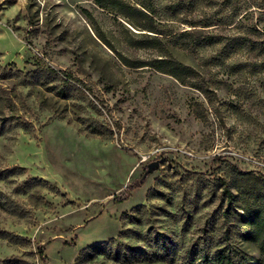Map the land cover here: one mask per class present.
Here are the masks:
<instances>
[{
	"label": "rangeland",
	"instance_id": "1",
	"mask_svg": "<svg viewBox=\"0 0 264 264\" xmlns=\"http://www.w3.org/2000/svg\"><path fill=\"white\" fill-rule=\"evenodd\" d=\"M170 1L183 2V13H165ZM155 2L161 26L180 32L197 22L221 38L194 52L167 47L214 91L211 103L167 74L125 66L112 48L131 59L158 53L130 47L127 29L142 31L93 0H0V172L26 169L0 180L2 198L23 212L0 206V264H181L187 247L227 228L238 242L233 171L264 175V0ZM237 36L254 49L232 48ZM50 69L72 83L67 99L47 81ZM151 162L158 168L143 178ZM148 232L171 243V261L154 256L162 251ZM110 239L141 248L142 259L76 262Z\"/></svg>",
	"mask_w": 264,
	"mask_h": 264
},
{
	"label": "trees",
	"instance_id": "2",
	"mask_svg": "<svg viewBox=\"0 0 264 264\" xmlns=\"http://www.w3.org/2000/svg\"><path fill=\"white\" fill-rule=\"evenodd\" d=\"M94 3L102 9L110 10L115 15L124 18L128 24L136 30L142 31L135 33L127 29L129 46L135 49H151L155 50L158 54L152 58H137L131 59L122 53L115 52L118 59L125 65L131 68H152L163 74H167L177 80L180 84L194 88L204 94L208 102H212L215 98V93L212 91L199 73L191 66L185 65L175 59L167 47L178 46L182 49L194 52L196 49L217 44L221 42L218 36L205 32L204 29H198L197 22H190V29L180 32H174L170 29L161 26L154 20L156 14L155 0H135L130 2L127 0H93ZM184 3L180 1H170L164 6V12L171 17L183 13ZM89 15V14H87ZM230 18V17H229ZM205 25L203 27H210ZM234 41L231 45L232 48L237 46H248L254 49L252 44L246 42L243 37L237 36L232 38ZM47 81H57V95L60 98L67 99L69 97L70 89L73 87L71 82L63 81L58 73L50 69L45 72ZM60 83H64L61 86ZM60 85V86H59ZM197 117L201 114L194 110ZM20 127L27 128L28 123L17 122ZM26 169L20 167H12L0 172V180H4L10 176L23 174ZM31 187L46 188L52 192H57L55 187L50 186L46 181L32 179L30 182ZM142 181L132 182L123 192L122 197L118 198V202L125 201L129 198L130 194L136 189L141 187ZM238 197L241 199V214L239 218L242 228L237 232L239 237L238 242H235L230 237L229 228L223 230L219 236L211 237L202 241H197L187 247L181 257V264H264V175L256 176L252 171H242L237 168L233 171V183L231 186ZM230 200L233 199L231 192H228ZM230 203L227 209L223 211L226 217L227 214L231 219ZM0 206L8 212L22 216L15 207H12L0 195ZM3 235V234H0ZM148 241L161 248V254H155L157 257L170 258L169 254V241L158 232H148L145 235ZM243 243L254 245L258 251L259 257L255 259L250 253L243 248ZM142 252L141 248H133L125 244H118L116 240L110 239L106 242H98L95 245L84 248L76 262L80 260H90L96 255H106L115 261H122L130 263L142 259L139 254ZM162 255V256H160ZM151 254H146L147 259H151ZM172 259L170 258V261ZM16 264H26V262H18Z\"/></svg>",
	"mask_w": 264,
	"mask_h": 264
},
{
	"label": "water",
	"instance_id": "3",
	"mask_svg": "<svg viewBox=\"0 0 264 264\" xmlns=\"http://www.w3.org/2000/svg\"><path fill=\"white\" fill-rule=\"evenodd\" d=\"M157 168H158V163H157V162H151V163L147 164V166H146V171H145V173H144V175H143V178H144V176H146V175H148V174L154 172ZM143 178H142V179H143ZM141 181H142V180H140V182H141Z\"/></svg>",
	"mask_w": 264,
	"mask_h": 264
}]
</instances>
